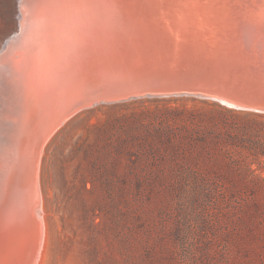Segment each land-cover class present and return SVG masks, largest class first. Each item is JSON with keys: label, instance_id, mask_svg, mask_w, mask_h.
<instances>
[{"label": "rangeland", "instance_id": "obj_1", "mask_svg": "<svg viewBox=\"0 0 264 264\" xmlns=\"http://www.w3.org/2000/svg\"><path fill=\"white\" fill-rule=\"evenodd\" d=\"M18 4L0 0V43ZM79 109L40 153L39 258L34 231L0 221V264H264L263 113L186 96Z\"/></svg>", "mask_w": 264, "mask_h": 264}, {"label": "water", "instance_id": "obj_2", "mask_svg": "<svg viewBox=\"0 0 264 264\" xmlns=\"http://www.w3.org/2000/svg\"><path fill=\"white\" fill-rule=\"evenodd\" d=\"M120 1L117 12L134 8V1ZM137 9V16L88 19L60 43L65 114L173 96L264 114V18L148 15L142 14L147 8Z\"/></svg>", "mask_w": 264, "mask_h": 264}, {"label": "bare ground", "instance_id": "obj_3", "mask_svg": "<svg viewBox=\"0 0 264 264\" xmlns=\"http://www.w3.org/2000/svg\"><path fill=\"white\" fill-rule=\"evenodd\" d=\"M130 1H134V8L117 12L114 6L120 0L74 5L63 0H19V26L12 37L0 43V221L13 224L17 234L27 241L34 231L36 240L34 236L31 238L36 243L35 258L41 250L45 226L37 180L38 161L47 132L67 118L61 107L68 93L65 92V82L59 78L64 75V70L58 63V53L60 43L70 37L68 33L88 19L111 15L137 16L141 14L137 8H147L142 14L148 15H250L264 18V0ZM223 5L240 7L225 12L220 8ZM29 149L35 153L32 159L29 158ZM25 163H28V169L26 166L23 175L20 171ZM15 167L20 169L16 177L11 176ZM8 231L13 232L12 229ZM28 263L32 264L31 261Z\"/></svg>", "mask_w": 264, "mask_h": 264}, {"label": "trees", "instance_id": "obj_4", "mask_svg": "<svg viewBox=\"0 0 264 264\" xmlns=\"http://www.w3.org/2000/svg\"><path fill=\"white\" fill-rule=\"evenodd\" d=\"M256 140L251 141V144L254 145V150L256 154L264 156V141L260 143L259 141L255 142Z\"/></svg>", "mask_w": 264, "mask_h": 264}, {"label": "snow or ice", "instance_id": "obj_5", "mask_svg": "<svg viewBox=\"0 0 264 264\" xmlns=\"http://www.w3.org/2000/svg\"><path fill=\"white\" fill-rule=\"evenodd\" d=\"M63 2L69 5H74L77 3H97V2H101V0H63Z\"/></svg>", "mask_w": 264, "mask_h": 264}]
</instances>
